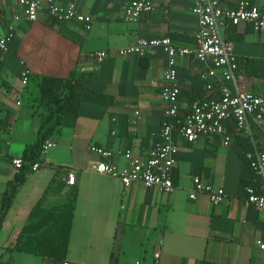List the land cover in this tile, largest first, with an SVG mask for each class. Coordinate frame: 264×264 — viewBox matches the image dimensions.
Masks as SVG:
<instances>
[{
  "label": "crops",
  "instance_id": "1",
  "mask_svg": "<svg viewBox=\"0 0 264 264\" xmlns=\"http://www.w3.org/2000/svg\"><path fill=\"white\" fill-rule=\"evenodd\" d=\"M73 3L90 16L89 29L75 21L51 25L44 11L28 21L17 0H0V33L14 34L6 52L0 51V194L17 173L12 159L21 158L37 136L47 114L38 103L40 79H66L73 71L85 73L79 112L61 115L54 145L41 155V166L26 175L0 228V264H264L257 241L264 236V212L246 201L245 188L252 172L244 159L249 148L245 136L231 132L230 146L220 137L179 141L175 171L177 182L170 194L135 183L125 190L118 179L95 174L101 158L90 151L95 145L113 151L119 168L126 165L121 152L144 155L158 139L165 111L160 97L166 54L159 48L144 57L117 52L139 38L169 37L173 44L194 48L197 18L192 0H152L155 12L136 23L123 20L119 0H57ZM238 0H219L234 7ZM264 9V0H251ZM224 36L233 44L242 89L264 97V30L248 25L229 26ZM105 51L102 61L93 57ZM202 65L193 57L178 60L180 89L188 91ZM27 70L29 81L21 82ZM187 106V105H186ZM112 119L115 121L113 122ZM115 132V134H112ZM264 150V137L257 134ZM75 183H66V171ZM193 176L224 190L212 204L204 193L190 199ZM74 197L73 221L65 260L43 258L20 251L6 252L21 229L34 219L37 208H51Z\"/></svg>",
  "mask_w": 264,
  "mask_h": 264
},
{
  "label": "built area",
  "instance_id": "2",
  "mask_svg": "<svg viewBox=\"0 0 264 264\" xmlns=\"http://www.w3.org/2000/svg\"><path fill=\"white\" fill-rule=\"evenodd\" d=\"M123 6L122 17L127 23H136L140 18L152 15L155 5L152 0H119ZM168 1V0H165ZM23 8L28 21L38 20L44 11L47 18L65 23L75 21L86 29L92 22L90 16L81 14L75 4L60 3L57 0H17ZM192 13L197 18V32L194 48H183L173 44L169 37L152 39L139 38L134 44L120 49L119 56L144 57L149 50L161 49L166 54L163 70V86L160 97L165 111L159 125L158 139L144 155H133L126 150L122 156L126 165L119 168L114 162L115 153L106 148L91 145L90 151L101 160L96 162L92 171L95 174L118 179L127 190L135 183L146 189H156L160 193L170 194L175 189L173 181L179 141L193 143L201 137L217 136L225 147L232 141L231 132L226 124L232 121L234 131L248 140L249 148L244 152L253 180L245 188L246 201L257 210L264 212V150L258 146L257 134L264 137V97L240 87L238 81V59L233 51V44L224 34L229 26L248 25L255 32L264 30V9L251 0H238L234 7H222L219 0H192ZM1 19V13H0ZM14 34L11 30L0 33V51L6 52ZM107 56L105 51L95 52L93 57L102 61ZM193 57L202 65L200 79L204 82V97L181 107L178 103L180 85L177 63L180 58ZM264 60V54H263ZM29 72L21 74V82L26 85ZM114 122L115 120L112 119ZM115 134V132H112ZM54 143L47 140L41 150L44 154ZM18 171L24 165L21 158L11 161ZM36 162L30 166L32 171L40 168ZM66 183H75V172L66 171ZM193 189L189 195L195 199L197 193H204L212 204H218L224 198V190L206 184L198 176H193ZM257 246L264 251V236L257 241ZM159 252L153 255L152 264H158ZM62 264H69L67 261ZM117 264V263H114ZM134 264H141L136 261Z\"/></svg>",
  "mask_w": 264,
  "mask_h": 264
},
{
  "label": "trees",
  "instance_id": "3",
  "mask_svg": "<svg viewBox=\"0 0 264 264\" xmlns=\"http://www.w3.org/2000/svg\"><path fill=\"white\" fill-rule=\"evenodd\" d=\"M52 26L57 22L48 19ZM239 68V62H238ZM85 73L73 71L66 79L43 77L38 84V103L47 114L42 118L34 143L29 146L21 159L24 165L19 169L14 178L6 185V189L0 194V228L7 213L12 206L16 192L25 183L30 166L41 162V150L43 144L53 135L60 132L61 115L71 114L76 116L79 112L83 92V82L88 81ZM204 82L198 75L192 87L188 91L180 90L178 103L186 107L193 101L204 97ZM174 184L177 182V173L174 170ZM74 197L68 202L51 208H37L34 219L24 226L18 238L6 248V252L20 251L43 258H53L63 261L66 258L69 246V237L73 221ZM202 264H221L204 259Z\"/></svg>",
  "mask_w": 264,
  "mask_h": 264
}]
</instances>
